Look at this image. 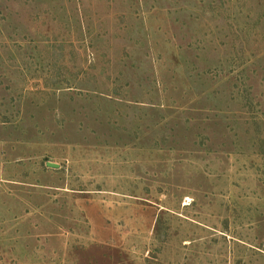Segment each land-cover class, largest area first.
<instances>
[{"label":"rangeland","instance_id":"1","mask_svg":"<svg viewBox=\"0 0 264 264\" xmlns=\"http://www.w3.org/2000/svg\"><path fill=\"white\" fill-rule=\"evenodd\" d=\"M0 264H264V0H0Z\"/></svg>","mask_w":264,"mask_h":264},{"label":"water","instance_id":"2","mask_svg":"<svg viewBox=\"0 0 264 264\" xmlns=\"http://www.w3.org/2000/svg\"><path fill=\"white\" fill-rule=\"evenodd\" d=\"M46 166L48 168H52V169H58L59 168L58 164H54V163H51V162H46Z\"/></svg>","mask_w":264,"mask_h":264}]
</instances>
